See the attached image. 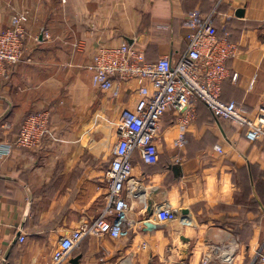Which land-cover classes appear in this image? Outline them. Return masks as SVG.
Listing matches in <instances>:
<instances>
[{"label": "crops", "instance_id": "obj_1", "mask_svg": "<svg viewBox=\"0 0 264 264\" xmlns=\"http://www.w3.org/2000/svg\"><path fill=\"white\" fill-rule=\"evenodd\" d=\"M219 1L0 0V33L17 14L28 20L24 58L0 83V144L14 141L28 115L51 116L38 148L15 150L1 163L0 264H52L61 239L105 206L116 127L139 94L135 83L120 84L118 96L94 87L89 66L98 49L127 42L149 62L176 58L191 33L185 18L208 15ZM218 9L217 30L240 50L228 63L222 99L254 118L264 107V0H229ZM195 112L183 147L175 146L179 117L168 112L158 164L134 157L141 188L126 191L132 209L124 235L85 238L62 264H201L211 246L233 242L234 264H264V142L249 143L242 128L199 103ZM160 208L175 217L162 223Z\"/></svg>", "mask_w": 264, "mask_h": 264}, {"label": "built area", "instance_id": "obj_2", "mask_svg": "<svg viewBox=\"0 0 264 264\" xmlns=\"http://www.w3.org/2000/svg\"><path fill=\"white\" fill-rule=\"evenodd\" d=\"M226 1L229 0H220L208 15L195 11L185 18L184 27L191 33L187 49L176 58L167 55L149 62L139 47L127 42L116 47H101L94 55L89 66L94 87L118 96L120 84L135 83L139 99L133 109L123 110L116 127L117 139L104 177L107 194L102 212L90 223L82 221L77 229L61 239L52 264H62L85 238L119 239L124 235L130 225L128 213L132 209L126 191L131 195L132 186L141 188L139 181H133V159L138 156L146 165L158 164V130L168 112L179 117L181 135L175 142L178 148L187 143L185 136L195 119L198 103L204 104L217 119L245 128L250 142H264V107L252 118L237 102L222 99V86L230 78L228 63L240 52L239 46L230 41L229 32L222 38L218 36L215 16ZM27 22L25 15L17 14L10 27L0 33V83L24 58ZM50 123L47 111L28 115L14 141L0 144V166L15 150L38 148ZM215 149L222 152L219 146ZM158 211L162 223L175 217L169 208ZM24 241L25 238L20 237V242ZM238 253L236 242L211 246L201 264H234Z\"/></svg>", "mask_w": 264, "mask_h": 264}, {"label": "trees", "instance_id": "obj_3", "mask_svg": "<svg viewBox=\"0 0 264 264\" xmlns=\"http://www.w3.org/2000/svg\"><path fill=\"white\" fill-rule=\"evenodd\" d=\"M218 15L219 14H217L216 16H215V25H216V28L218 29L219 27H217L218 25H217V18H218ZM226 27V26H225ZM227 29H230L228 26L226 27V30ZM218 31V30H217ZM225 32H227V31H223V29L221 30V28H220V30L218 31V36L221 38V37H223V35H224V33ZM230 41H232V42H234L232 39H231V36H230ZM199 104H201V103H199ZM201 105H203L207 110H209L204 104H201ZM210 111V110H209ZM211 112V111H210ZM211 114H212V112H211ZM212 116H213V118L214 119H216V120H218V121H224V120H220V119H217L216 117H214V115L212 114ZM225 122H227V121H225ZM231 123V122H230ZM231 124H233V125H236V126H239V125H237V124H235V123H231ZM240 128H242L243 130H244V133H246V131H245V128H243V127H241V126H239ZM249 143H251V144H253V143H259V142H250L249 141Z\"/></svg>", "mask_w": 264, "mask_h": 264}, {"label": "water", "instance_id": "obj_4", "mask_svg": "<svg viewBox=\"0 0 264 264\" xmlns=\"http://www.w3.org/2000/svg\"><path fill=\"white\" fill-rule=\"evenodd\" d=\"M237 16H242L244 14V10H237ZM174 170V174L177 177H180V173H181V169L178 166H175V168H173ZM147 213L149 214V216L151 217L153 215V209L152 206L149 205V207L147 208ZM76 263H78L77 260H75Z\"/></svg>", "mask_w": 264, "mask_h": 264}, {"label": "bare ground", "instance_id": "obj_5", "mask_svg": "<svg viewBox=\"0 0 264 264\" xmlns=\"http://www.w3.org/2000/svg\"><path fill=\"white\" fill-rule=\"evenodd\" d=\"M144 194V193H143ZM147 206V205H146Z\"/></svg>", "mask_w": 264, "mask_h": 264}]
</instances>
